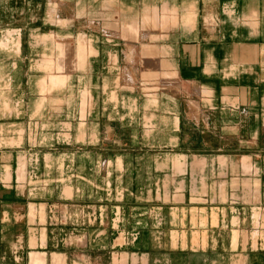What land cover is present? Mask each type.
<instances>
[{"label":"crops","instance_id":"obj_1","mask_svg":"<svg viewBox=\"0 0 264 264\" xmlns=\"http://www.w3.org/2000/svg\"><path fill=\"white\" fill-rule=\"evenodd\" d=\"M4 24L81 82L53 145L35 119L0 150V264H264V0H0Z\"/></svg>","mask_w":264,"mask_h":264},{"label":"rangeland","instance_id":"obj_2","mask_svg":"<svg viewBox=\"0 0 264 264\" xmlns=\"http://www.w3.org/2000/svg\"><path fill=\"white\" fill-rule=\"evenodd\" d=\"M23 37L27 38V32H23ZM47 38L56 40L52 35ZM57 40L48 42V53L41 56L43 59L36 66L30 67L25 57L29 51L27 42H22L20 47L14 30L7 25L0 29V150L30 149L35 119L46 123L38 128L41 143L37 147L49 148L53 145L52 136L46 133L54 131L55 136L59 135L61 108L70 102L75 105L81 81L75 76L69 77L76 65L67 55L65 42Z\"/></svg>","mask_w":264,"mask_h":264}]
</instances>
